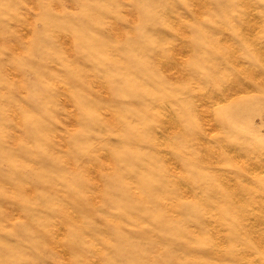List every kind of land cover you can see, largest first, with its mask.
<instances>
[{"label": "rangeland", "instance_id": "1", "mask_svg": "<svg viewBox=\"0 0 264 264\" xmlns=\"http://www.w3.org/2000/svg\"><path fill=\"white\" fill-rule=\"evenodd\" d=\"M90 263L264 264V0H0V264Z\"/></svg>", "mask_w": 264, "mask_h": 264}, {"label": "bare ground", "instance_id": "2", "mask_svg": "<svg viewBox=\"0 0 264 264\" xmlns=\"http://www.w3.org/2000/svg\"><path fill=\"white\" fill-rule=\"evenodd\" d=\"M168 16V15H167ZM244 16V15H243ZM256 23L254 22H248L247 24H246V27H245V34H246V38L247 39H249V40H251L252 39V37L254 36V32H255V26L257 25H255ZM257 29V28H256ZM254 30V31H253ZM254 33V34H253ZM257 35V34H256ZM255 35V36H256ZM69 38H67V40H68ZM242 39V38H241ZM60 40V39H59ZM66 40V41H67ZM72 40V39H71ZM61 41V40H60ZM65 41V42H66ZM64 42V39H63V43H65ZM247 42V41H246ZM249 42V41H248ZM260 43V42H259ZM259 43H257V44H255V47L258 49V50H261V47L262 46H260L259 47ZM65 44H67V42L65 43ZM169 44V43H168ZM248 45H249V43H247ZM261 44H263L262 42H261ZM71 45V44H70ZM67 46H65V48H66ZM250 48V47H249ZM70 49V48H69ZM72 51V50H71ZM254 51V50H253ZM248 52V51H247ZM177 53V52H176ZM155 54V53H154ZM257 56V55H256ZM260 56V55H259ZM239 57H241V56H239ZM238 57V58H239ZM243 61V60H242ZM245 65H246V62H245ZM252 65V64H251ZM223 66V65H222ZM63 69V68H62ZM70 69V68H69ZM66 70V69H65ZM235 70V69H234ZM247 72V74L249 75V76H251V79H252V77H254L256 74H260L259 73V71H246ZM176 73L172 70V68L171 69H169V75H170V77H172V78H176V79H179L180 77H181V73H178L177 75H175ZM93 78V77H92ZM92 78H89V79H92ZM169 79V78H168ZM171 79V78H170ZM246 80V79H245ZM93 81V80H92ZM231 81V80H230ZM251 84H253L251 81H246V82H239V83H233V84H231V85H229V87L230 88H228V89H230L229 90V92H231L232 94H233V96H238V95H240V94H249V86L251 85ZM156 85H158V84H156ZM158 87V86H157ZM196 89V88H195ZM221 93V92H220ZM69 94V93H68ZM215 94L213 93V96H214ZM217 95H218V92H217ZM224 95L226 96V93H224ZM223 95V96H224ZM220 96H222V95H220ZM222 96V97H223ZM225 96L223 97L224 99H225ZM215 97H217V96H215ZM219 97V96H218ZM222 97H220L221 99H222ZM68 98V97H67ZM70 98V97H69ZM219 99V98H218ZM220 100V99H219ZM227 100H228V98H227ZM158 101V100H157ZM64 102V101H63ZM159 103V102H158ZM71 104V103H70ZM155 104V103H154ZM67 105H68V103H67ZM160 105V104H159ZM156 106H158V104L156 105ZM73 108V107H72ZM194 108V107H193ZM74 112H75V110H74ZM75 114V113H74ZM74 116V115H73ZM162 122V121H161ZM114 129H116L117 130V128H114ZM159 129V128H158ZM137 130V129H136ZM154 131H155V129H154ZM138 132V131H137ZM156 132V131H155ZM130 133V132H129ZM153 134V133H152ZM204 134V133H203ZM156 136H157V134H156ZM154 137V136H153ZM155 138V137H154ZM153 138V139H154ZM165 138V137H164ZM151 141V140H150ZM155 145V144H154ZM241 145V144H240ZM114 148H116V147H114ZM156 150V149H155ZM183 151V150H182ZM185 153V152H184ZM190 154V153H189ZM126 156V155H125ZM129 156V155H128ZM189 157H190V155H189ZM123 158V157H122ZM191 158V157H190ZM179 161V160H178ZM132 162V161H131ZM166 162V161H165ZM135 164V163H134ZM140 167V166H139ZM180 167V166H179ZM140 169V168H139ZM145 170V169H144ZM137 171V170H136ZM125 172H126V170H125ZM127 174V173H126ZM140 174V173H139ZM138 174V175H139ZM175 174V173H174ZM153 175H155V174H153ZM185 175H186V173H185ZM148 176V175H147ZM156 177H157V175H156ZM185 178V177H184ZM189 179V178H188ZM160 180V179H159ZM176 180H177V178H176ZM191 180V179H190ZM144 181V180H143ZM184 181H186V178H185V180ZM192 181V180H191ZM115 182H116V180H115ZM146 182V181H145ZM190 182V181H189ZM188 182V183H189ZM154 183V182H153ZM160 183V182H159ZM164 183H166V182H164ZM167 184V183H166ZM190 184V183H189ZM132 185H133V183H132ZM154 185V184H153ZM198 185H200V184H198ZM155 186V185H154ZM163 187H164V185H162ZM166 187V186H165ZM123 188V187H122ZM134 187H132V189H133ZM147 188V187H146ZM135 190V189H134ZM115 192V191H114ZM138 191L136 190V193H137ZM218 192V191H217ZM139 193V192H138ZM116 196V195H115ZM111 199H112V197H110ZM139 198H141V197H139ZM109 199V198H108ZM133 199V198H132ZM135 200V199H134ZM165 200V199H164ZM163 201V200H162ZM173 201V200H172ZM222 201V200H221ZM223 201H224V199H223ZM226 201V200H225ZM149 202H150V200H149ZM164 202V201H163ZM108 203V202H107ZM173 203V202H172ZM171 203V204H172ZM152 204V203H151ZM221 204V203H220ZM222 204H223V202H222ZM234 204V203H233ZM141 205H143V204H141ZM163 205V204H162ZM165 205V204H164ZM171 206V205H170ZM215 206V205H214ZM222 207H223V205H222ZM116 208V207H115ZM167 208H169V207H167ZM166 208V209H167ZM220 208V207H219ZM235 208V207H234ZM150 209V208H149ZM213 209H214V207H213ZM222 209V208H221ZM220 209V210H221ZM232 209V208H231ZM241 209V208H240ZM134 210V209H133ZM160 210V209H159ZM63 211H64V209H63ZM86 211V210H85ZM135 211V210H134ZM167 211V210H166ZM205 211V210H204ZM215 211V210H214ZM125 212V211H124ZM131 212V211H130ZM141 212H144V211H141ZM151 212V211H150ZM149 212V213H150ZM169 212V211H168ZM216 212V211H215ZM232 212V211H231ZM64 213H65V211H64ZM103 213V212H102ZM138 213V212H137ZM148 213V212H147ZM172 213V212H171ZM141 214V213H140ZM170 214V213H169ZM171 215V214H170ZM215 215H217V214H215ZM230 215V214H229ZM69 216H70V214H69ZM72 216V215H71ZM70 216V217H71ZM173 216V215H172ZM206 216V215H205ZM214 217V216H213ZM217 217H219L220 218V216H217ZM232 217V216H231ZM174 218H175V216H174ZM207 218V217H206ZM218 218V219H219ZM205 219V218H204ZM209 219V218H208ZM224 219V218H223ZM215 220H217V219H215ZM228 220V219H227ZM134 222V221H133ZM222 222V221H221ZM228 222V221H227ZM231 222V221H230ZM139 223H140V221H139ZM214 223V222H213ZM224 223H225V221H224ZM238 223V222H237ZM78 224V223H77ZM82 224V223H81ZM223 224V223H222ZM227 224V223H226ZM237 225V224H236ZM118 226H120V225H118ZM224 226V225H223ZM240 226V224L237 226V227H239ZM140 227V226H139ZM194 227H195V225H194ZM231 228H232V226H230ZM105 228V227H104ZM193 228V227H192ZM226 228V227H225ZM234 228V227H233ZM122 229V228H121ZM167 229H168V227H167ZM170 229V228H169ZM195 230H196V228H194ZM129 230V229H128ZM140 230V229H139ZM176 230V229H175ZM190 230V229H189ZM228 230V229H227ZM231 230V229H230ZM165 231V230H164ZM224 231V230H223ZM170 232V231H169ZM166 233H168V232H166ZM190 233H191V230H190ZM170 234V233H169ZM123 235V234H122ZM172 235V234H171ZM210 235V234H209ZM134 236V235H133ZM200 236V235H199ZM241 236V235H240ZM245 236V235H244ZM124 237V236H123ZM160 237V236H159ZM168 237V236H167ZM125 238V237H124ZM169 238V237H168ZM232 238V237H231ZM240 238H243V235H242V237H240ZM120 239V238H119ZM149 239V238H148ZM167 239V238H166ZM89 240V239H88ZM107 240V239H106ZM122 240V239H121ZM178 240H179V238H178ZM177 240V241H178ZM231 240V239H230ZM232 240H233V238H232ZM242 240V239H241ZM119 241V240H118ZM235 241V240H234ZM239 241H240V239H239ZM169 242V241H168ZM165 243V242H164ZM237 243V242H236ZM114 244V243H113ZM259 245V244H258ZM120 246V245H119ZM122 246V245H121ZM167 246V245H166ZM172 246V245H171ZM170 247V246H169ZM177 247H179V246H177ZM94 248H95V246H94ZM127 249V248H126ZM252 250V249H251ZM82 251H83V248H82ZM131 251V250H130ZM102 252V251H101ZM132 252V251H131ZM136 252V251H135ZM212 252V251H211ZM98 253V252H97ZM104 253V252H103ZM102 253V254H103ZM216 255V254H215ZM214 255V256H215ZM216 256H219V255H216ZM138 257V256H137ZM100 259V258H99ZM250 259V258H249ZM252 261V260H251ZM101 262V261H100ZM99 262V263H100ZM91 264V263H90ZM92 264H94V263H92ZM142 264V263H141Z\"/></svg>", "mask_w": 264, "mask_h": 264}]
</instances>
